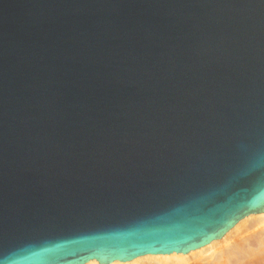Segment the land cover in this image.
I'll list each match as a JSON object with an SVG mask.
<instances>
[{"label":"water","instance_id":"95a60500","mask_svg":"<svg viewBox=\"0 0 264 264\" xmlns=\"http://www.w3.org/2000/svg\"><path fill=\"white\" fill-rule=\"evenodd\" d=\"M264 213V0H0V264L189 254Z\"/></svg>","mask_w":264,"mask_h":264},{"label":"bare ground","instance_id":"6f19581e","mask_svg":"<svg viewBox=\"0 0 264 264\" xmlns=\"http://www.w3.org/2000/svg\"><path fill=\"white\" fill-rule=\"evenodd\" d=\"M243 230H247L245 236L230 242ZM87 264L100 263L93 260ZM111 264H264V213L248 216L221 240L189 254L146 255L130 262Z\"/></svg>","mask_w":264,"mask_h":264},{"label":"rangeland","instance_id":"374dc122","mask_svg":"<svg viewBox=\"0 0 264 264\" xmlns=\"http://www.w3.org/2000/svg\"><path fill=\"white\" fill-rule=\"evenodd\" d=\"M245 231H247V230H243L242 232H241V235L240 234H236V236L234 235L233 237H232V239L230 240V242H234V240L235 241H237V240H239V239H241L243 236H245L246 234H247V232H245ZM252 231V230H251ZM250 232V231H249ZM245 234V235H244ZM242 236V237H241ZM237 238V239H236Z\"/></svg>","mask_w":264,"mask_h":264}]
</instances>
